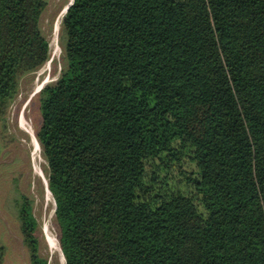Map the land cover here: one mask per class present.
<instances>
[{"label": "trees", "instance_id": "trees-1", "mask_svg": "<svg viewBox=\"0 0 264 264\" xmlns=\"http://www.w3.org/2000/svg\"><path fill=\"white\" fill-rule=\"evenodd\" d=\"M45 6L0 0L1 127ZM60 41L36 138L64 264H264V0H72Z\"/></svg>", "mask_w": 264, "mask_h": 264}, {"label": "rangeland", "instance_id": "rangeland-1", "mask_svg": "<svg viewBox=\"0 0 264 264\" xmlns=\"http://www.w3.org/2000/svg\"><path fill=\"white\" fill-rule=\"evenodd\" d=\"M70 1L46 0L40 26L48 41L49 57L37 69L21 74L17 91L5 114V127L0 125V242L5 245L1 264H30L17 219L16 200L21 195L31 200L32 212L37 220L39 253L47 258L48 264H64L58 241L59 229L54 219V201L52 196L45 199L42 179L34 173V166H39L46 179L47 165L36 138V129L40 124L38 100L36 93H32L41 83L54 81L62 68L60 20ZM201 116L199 110L193 121L195 125ZM27 128L34 136L35 152Z\"/></svg>", "mask_w": 264, "mask_h": 264}, {"label": "bare ground", "instance_id": "bare-ground-1", "mask_svg": "<svg viewBox=\"0 0 264 264\" xmlns=\"http://www.w3.org/2000/svg\"><path fill=\"white\" fill-rule=\"evenodd\" d=\"M65 9V8H64ZM39 84V83H38ZM38 86H40V85H38ZM19 120H20V122H22L23 121V119H22V117L20 116L19 117ZM26 124V123H25ZM24 124V125H25ZM27 131H28V133L31 135V139H32V142H33V145H34V150H33V152H35V151H37V147H36V145H35V143H34V136H33V134H32V132H31V130L30 129H26ZM36 165V164H35ZM34 173L36 174V175H38L41 179H42V182H43V186H44V190H45V199H48L50 196H51V194H50V192L47 190V186H46V183H45V177H44V174H43V171H42V169L39 167V166H34ZM50 238V240H52V242H53V239L51 238V236L49 237ZM58 247V246H57Z\"/></svg>", "mask_w": 264, "mask_h": 264}, {"label": "water", "instance_id": "water-1", "mask_svg": "<svg viewBox=\"0 0 264 264\" xmlns=\"http://www.w3.org/2000/svg\"><path fill=\"white\" fill-rule=\"evenodd\" d=\"M72 3V0L70 1V3L68 4V5H66V7H65V10L67 9V7L70 5ZM65 12V11H64ZM45 85V84H44ZM44 85H42V83L40 84V86L38 87V88H36L34 91H33V93H32V95L33 94H35V93H37ZM45 183H46V186H47V190L49 191V189H48V182H47V179H45ZM50 192V191H49Z\"/></svg>", "mask_w": 264, "mask_h": 264}]
</instances>
